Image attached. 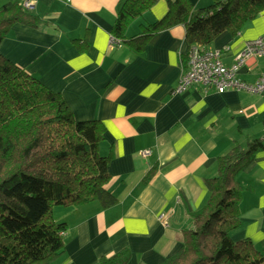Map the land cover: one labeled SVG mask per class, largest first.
<instances>
[{
	"label": "crops",
	"instance_id": "obj_1",
	"mask_svg": "<svg viewBox=\"0 0 264 264\" xmlns=\"http://www.w3.org/2000/svg\"><path fill=\"white\" fill-rule=\"evenodd\" d=\"M21 1H31L28 10L48 24L14 23L0 53L60 92L75 119L103 124L99 153L110 156L106 188L117 197L106 208L97 201L66 206L64 218L53 207L54 220L66 224L65 251L49 264H98L101 255L123 248L130 250L127 264H161L181 247L183 229L192 224L189 209L206 202L205 180L216 174L218 156L234 143L264 139V93L197 85L175 92L190 48L183 24L157 31L142 51L125 43L111 48L121 0ZM189 1L199 8L215 0ZM166 10V0H158L128 22L125 36L137 35L142 23ZM263 33L264 9L236 34L221 31L207 48L220 50L229 66L247 41ZM84 39L87 48L80 51ZM261 72L264 57L250 58L237 75L252 83ZM237 179L240 222L231 238H248L264 255V147Z\"/></svg>",
	"mask_w": 264,
	"mask_h": 264
},
{
	"label": "trees",
	"instance_id": "obj_2",
	"mask_svg": "<svg viewBox=\"0 0 264 264\" xmlns=\"http://www.w3.org/2000/svg\"><path fill=\"white\" fill-rule=\"evenodd\" d=\"M157 1L121 0L111 34L142 51L157 31L181 23L189 46L205 49L221 31L236 34L264 9V0H215L199 8L189 0H166L162 17L127 38L128 22ZM14 23L48 24L21 0L7 1L0 5V43ZM86 48L84 39L79 50ZM103 132L99 120L75 119L60 92L0 53V264H49L65 251L66 224L54 220L55 205L97 201L106 208L117 202L106 188L110 156L99 153ZM263 147V138H252L218 156L216 174L205 180L206 202L189 209L192 224L183 229L181 247L161 264H264L248 238H231L240 222L237 175ZM129 258L123 248L101 255L98 264H127Z\"/></svg>",
	"mask_w": 264,
	"mask_h": 264
},
{
	"label": "built area",
	"instance_id": "obj_3",
	"mask_svg": "<svg viewBox=\"0 0 264 264\" xmlns=\"http://www.w3.org/2000/svg\"><path fill=\"white\" fill-rule=\"evenodd\" d=\"M24 7L31 6V1H24ZM111 48L122 45L119 37L111 34ZM221 51L198 46L190 47L183 63L175 92H182L192 85L203 88L204 91H223L226 89L244 90L249 93H264V72H261L254 82H247L237 75L240 66L247 64L250 58L264 57V33L245 43L244 48L235 56L234 62L226 66L220 60ZM143 156L150 155L149 149L140 152ZM63 233V232H61Z\"/></svg>",
	"mask_w": 264,
	"mask_h": 264
},
{
	"label": "rangeland",
	"instance_id": "obj_4",
	"mask_svg": "<svg viewBox=\"0 0 264 264\" xmlns=\"http://www.w3.org/2000/svg\"><path fill=\"white\" fill-rule=\"evenodd\" d=\"M57 207H62V208H60V209L58 210ZM64 209H66V206H63V205H55V206H54V214H55L57 217H59V218H64V217H62L63 215L61 214L62 211H63ZM60 220H63V219H60ZM60 220H59V221H60Z\"/></svg>",
	"mask_w": 264,
	"mask_h": 264
}]
</instances>
